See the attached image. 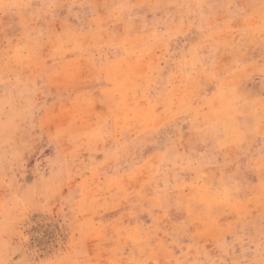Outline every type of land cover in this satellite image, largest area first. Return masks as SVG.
Here are the masks:
<instances>
[{"label":"rangeland","instance_id":"1","mask_svg":"<svg viewBox=\"0 0 264 264\" xmlns=\"http://www.w3.org/2000/svg\"><path fill=\"white\" fill-rule=\"evenodd\" d=\"M0 264H264V0H0Z\"/></svg>","mask_w":264,"mask_h":264}]
</instances>
